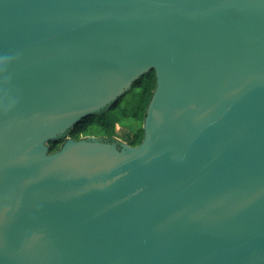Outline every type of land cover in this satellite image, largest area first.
I'll return each instance as SVG.
<instances>
[{"label": "water", "instance_id": "95a60500", "mask_svg": "<svg viewBox=\"0 0 264 264\" xmlns=\"http://www.w3.org/2000/svg\"><path fill=\"white\" fill-rule=\"evenodd\" d=\"M0 264H264V0H0Z\"/></svg>", "mask_w": 264, "mask_h": 264}, {"label": "trees", "instance_id": "16d2710c", "mask_svg": "<svg viewBox=\"0 0 264 264\" xmlns=\"http://www.w3.org/2000/svg\"><path fill=\"white\" fill-rule=\"evenodd\" d=\"M157 77L154 69L144 74L133 83L132 88L125 93L117 102L110 105L100 113L88 115L71 127L63 136L49 142L50 151L59 150L68 138L80 139L86 136H102L108 139L121 138L130 145H138L144 137V119L148 105L151 101ZM140 89L139 97L132 111L121 107V102L125 96L134 90ZM111 111H115L112 118H108ZM130 118L132 123L125 122ZM123 120V121H122Z\"/></svg>", "mask_w": 264, "mask_h": 264}, {"label": "rangeland", "instance_id": "374dc122", "mask_svg": "<svg viewBox=\"0 0 264 264\" xmlns=\"http://www.w3.org/2000/svg\"><path fill=\"white\" fill-rule=\"evenodd\" d=\"M139 91H140V89H138V90L136 89L132 93L127 94L125 96V98L123 99V101L121 102V107L122 108H125L128 111H132V109L134 108V106L136 104V101H137V99L139 97V93H140ZM115 113H116L115 111H111V114L109 115L108 118L109 119L112 118V116H114ZM125 120H126L125 122L132 123V120L130 118H126ZM116 139L117 140H119V139L120 140H123L121 138H116Z\"/></svg>", "mask_w": 264, "mask_h": 264}, {"label": "flooded vegetation", "instance_id": "af4514ba", "mask_svg": "<svg viewBox=\"0 0 264 264\" xmlns=\"http://www.w3.org/2000/svg\"><path fill=\"white\" fill-rule=\"evenodd\" d=\"M104 138H106V137H104ZM106 139L109 140V141H115V139H113V140L112 139H108V138H106Z\"/></svg>", "mask_w": 264, "mask_h": 264}]
</instances>
